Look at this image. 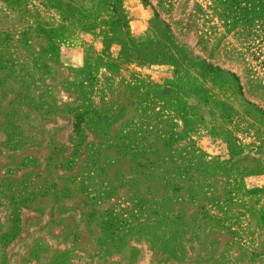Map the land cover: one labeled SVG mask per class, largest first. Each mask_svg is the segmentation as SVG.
<instances>
[{
    "label": "rangeland",
    "instance_id": "obj_1",
    "mask_svg": "<svg viewBox=\"0 0 264 264\" xmlns=\"http://www.w3.org/2000/svg\"><path fill=\"white\" fill-rule=\"evenodd\" d=\"M0 264H264V0H0Z\"/></svg>",
    "mask_w": 264,
    "mask_h": 264
}]
</instances>
